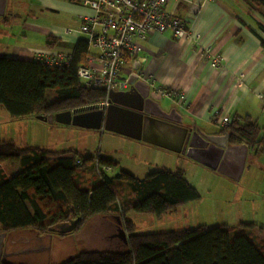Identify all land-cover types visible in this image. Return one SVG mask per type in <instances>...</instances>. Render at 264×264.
Returning <instances> with one entry per match:
<instances>
[{"label": "trees", "instance_id": "trees-1", "mask_svg": "<svg viewBox=\"0 0 264 264\" xmlns=\"http://www.w3.org/2000/svg\"><path fill=\"white\" fill-rule=\"evenodd\" d=\"M0 20L8 22L9 17ZM261 46L264 51V39ZM87 56L88 45L80 40L70 61L61 67L49 66L41 59L0 57V107L15 121L82 111L104 102L106 90L88 89L77 76ZM49 93L52 98L48 101ZM221 132L229 134L231 145L254 148L263 143L258 141L261 129L249 118L233 121ZM96 162L117 166L105 157H85L80 151H52L1 140L0 234L11 237L29 231L49 241L50 235L68 237L80 231L94 218L117 216L127 235V248L78 252L61 264H264V241L254 234L252 224L134 233L135 223L129 213L161 217L197 201L199 192L182 170L160 169L144 179L125 171L110 177ZM89 164L98 179L93 176L85 182L81 176L88 173L77 169ZM78 218L81 221L73 233L52 231ZM0 264L14 263L6 260Z\"/></svg>", "mask_w": 264, "mask_h": 264}, {"label": "crops", "instance_id": "crops-1", "mask_svg": "<svg viewBox=\"0 0 264 264\" xmlns=\"http://www.w3.org/2000/svg\"><path fill=\"white\" fill-rule=\"evenodd\" d=\"M84 1L7 0L5 15L9 20H0V48L8 53V56L3 57L23 61L45 60L58 54L72 57L78 41L84 40V36L75 31L83 23V18L93 13ZM192 5H198L197 11H192ZM170 9L188 23L194 35L200 37V44L193 46L188 41H178L170 32L149 35L145 40L138 41L139 53L129 61L126 70L134 72V63L137 61L143 77L153 78L157 85L166 90L183 93L185 99L180 103L166 97L157 98L156 101L166 111L170 109H165L161 102L171 103V109H176L183 116L187 126L197 125L205 132L219 133L221 129L217 124L221 116H228L236 122L249 118L258 124L261 129L258 141L263 140V143L254 148L248 147L241 177L250 166L243 194L249 193L255 199L248 202L249 206L245 200H237V208L234 210L237 218H233V224L225 225L238 227L242 223L252 224L255 226L254 234L264 241V51L261 46V39H264V0H177L172 1ZM68 29L74 33L65 36ZM55 35L65 36V40ZM208 49L212 55L222 58L221 65L213 66L205 57L204 51ZM90 53L96 54V51L90 50ZM32 119L35 118L27 117L23 120ZM0 121L10 123L9 115L0 118ZM105 136L106 133L103 138ZM1 140H13L22 146L29 144H19L5 134H0ZM124 140L125 147L131 153L127 163L119 161L112 152L107 155L102 151L107 159L117 163L115 168H111V173L119 170L141 178L156 170L173 169V166H167V161L172 165L176 162L172 155L173 161L167 160V154L172 152L128 138ZM176 156L183 157L178 154ZM187 160L190 161L186 166L177 163L175 169L183 170L190 183L187 169L197 171L200 164ZM118 173L108 176L115 177ZM81 179L86 182L89 176H81ZM251 202H254L253 207ZM81 230L74 234H78L89 246L94 243L86 238L91 231L96 233L100 244L118 239L114 237L117 228L113 219L94 218ZM23 236H29L31 241L37 240L33 232L13 234L7 240L20 242L19 238ZM71 236L67 238L73 240ZM27 241L21 247L27 248ZM42 242L49 244L45 239Z\"/></svg>", "mask_w": 264, "mask_h": 264}, {"label": "rangeland", "instance_id": "rangeland-1", "mask_svg": "<svg viewBox=\"0 0 264 264\" xmlns=\"http://www.w3.org/2000/svg\"><path fill=\"white\" fill-rule=\"evenodd\" d=\"M3 56H8V53H6L4 48H0V57ZM51 98L52 94L49 93L47 95V100L49 101ZM161 105L167 110H171L173 107L172 104L168 102H161ZM8 115L7 111L0 107V118L8 117ZM15 121H11V118L10 123H3V121H0V134L9 135L14 140H17L19 144L29 143L33 146L56 151H64L65 149L75 150L80 151L85 157L91 156L95 159L100 155L107 158L105 154L110 155L108 152H112L119 158V161L123 160V163H127L128 160L131 159V153L124 145L125 138L123 136L112 133L107 134L108 132L105 131L64 126L57 123L50 125L36 118L30 121H24L23 119ZM104 133H106V136L103 138ZM102 151L105 152V154H102ZM167 155H169L167 156V160H172L170 155L175 157L176 162H174L173 165L167 161L169 164L167 166H173V171L181 170L175 169L177 163L186 166L188 161H190L187 160V158H179L180 156L178 157L173 153H168ZM91 165L92 164H89L77 170H84L88 173L89 178L96 176L98 179ZM249 167L250 166H248V168ZM248 168L240 182L231 181L200 165H198L197 171L187 169V176L190 183L199 192L200 199L181 206L175 212L167 213L161 217L155 215H142L135 212L129 213V217L135 223L134 233L150 234L168 232L196 228L200 225H205L209 229H212L219 225L233 224V218H237V214L234 212L237 208L235 207V202L242 199L245 200V202H247L245 204L249 206L248 202L255 199L254 196L249 193L243 194V187L248 183L245 180ZM112 172H114V170ZM118 172L119 170L116 173ZM116 173H111V171L106 172L107 175H114ZM250 205L253 207L254 202H251ZM233 226L237 228L236 225ZM237 230H239V228ZM96 233H98L97 229ZM96 233L91 231L86 237L89 242L92 243L94 241L90 246L84 239H80L78 234H72L71 237H73V240L67 237L54 236L50 243V250H44L38 253L28 252L32 249L21 247L25 240H29V236H23L24 238H19L20 242L18 243V248H21H19L16 254H13V257L7 259L14 264H61L72 257L75 252L102 249L117 250L110 247L107 241H103V243L100 244L99 239L95 236Z\"/></svg>", "mask_w": 264, "mask_h": 264}, {"label": "water", "instance_id": "water-1", "mask_svg": "<svg viewBox=\"0 0 264 264\" xmlns=\"http://www.w3.org/2000/svg\"><path fill=\"white\" fill-rule=\"evenodd\" d=\"M7 0H0V17L5 16ZM135 74L129 78L130 88L127 91H110L109 106L103 109H85L67 111L48 116H37L36 119L52 124L73 126L88 130L105 131L125 138L149 144L160 149L182 155L205 168L217 172L234 182H239L245 169L248 146L246 144L231 145L226 132L208 133L197 125L187 126L183 116L176 109L164 110L160 104L150 97L149 85L140 79V65L134 63ZM117 234L114 237L122 241L121 250L128 247V239L122 228L121 219L113 217ZM81 219L70 224L59 225L53 232L61 234L73 233ZM7 234H0V263L5 262L11 254L6 251L13 246L7 240ZM38 241L44 238L37 237ZM52 235L46 247L37 246L38 253L50 250Z\"/></svg>", "mask_w": 264, "mask_h": 264}, {"label": "built area", "instance_id": "built-area-1", "mask_svg": "<svg viewBox=\"0 0 264 264\" xmlns=\"http://www.w3.org/2000/svg\"><path fill=\"white\" fill-rule=\"evenodd\" d=\"M172 1L177 0H85L84 4L92 8L93 13L83 18V23L75 31L84 36L88 45L86 63L79 66L77 76L88 89L110 91H127L130 88L129 78L136 72L126 70V65L139 53L138 41L145 40L152 34L170 32L178 41H188L193 46L200 44V37L194 35L188 23L171 11ZM198 5H192L197 11ZM74 33L72 29L65 31V36ZM60 40L65 36L55 35ZM95 50L96 54L90 53ZM213 66L221 65L222 58L204 51ZM71 57L58 54L43 60L49 66H63ZM150 87L153 99L166 97L180 103L185 99L183 93L169 91L159 85L151 77L140 76ZM109 106L108 98L104 102L88 109H103ZM228 116L218 118L221 130L232 123ZM80 163V161H78ZM101 172L111 168L99 165Z\"/></svg>", "mask_w": 264, "mask_h": 264}, {"label": "flooded vegetation", "instance_id": "flooded-vegetation-1", "mask_svg": "<svg viewBox=\"0 0 264 264\" xmlns=\"http://www.w3.org/2000/svg\"><path fill=\"white\" fill-rule=\"evenodd\" d=\"M114 234L116 235V232ZM18 242L19 241L17 240H13V246H8L6 249V251L11 254V257H13V254H16L19 248H21V247L18 248V244H17ZM27 243H28L27 248H31V249H35L37 246H42V247L47 246L45 242H41L38 240L37 241L28 240ZM108 245L112 247L113 249H118V248H121L122 241L118 238L112 241L111 243L109 242ZM11 257L8 256V258H11Z\"/></svg>", "mask_w": 264, "mask_h": 264}]
</instances>
